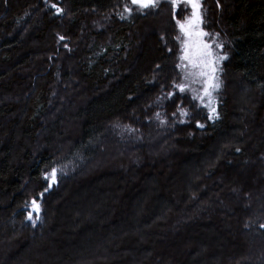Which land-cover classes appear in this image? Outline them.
<instances>
[{
  "label": "trees",
  "instance_id": "obj_1",
  "mask_svg": "<svg viewBox=\"0 0 264 264\" xmlns=\"http://www.w3.org/2000/svg\"><path fill=\"white\" fill-rule=\"evenodd\" d=\"M126 3L0 0V264H175L160 239L191 258L239 227L227 264H264V0H201L211 120L174 87L176 25Z\"/></svg>",
  "mask_w": 264,
  "mask_h": 264
},
{
  "label": "snow or ice",
  "instance_id": "obj_2",
  "mask_svg": "<svg viewBox=\"0 0 264 264\" xmlns=\"http://www.w3.org/2000/svg\"><path fill=\"white\" fill-rule=\"evenodd\" d=\"M186 2L191 4L193 12L191 18L185 19L183 21L180 19L176 20L179 31L183 35V46L181 49L182 55L179 57V59L183 62V67L185 69L184 79L191 83L202 82L203 96L201 97V100H203L204 97H207L209 99V105L205 106L210 107L212 101V92L219 89L220 87V82L217 76V66L220 61L227 59V56H217L213 51V48H222L223 45L206 42L205 38L209 37V34L202 30H197L202 23L199 12L200 4L198 0H186ZM159 3L160 0H129V3L124 5V12L128 15H131L134 9L136 11L143 12L144 10L150 8H157ZM171 3L173 8L177 7V0H171ZM51 7L56 10L57 14L62 12V9L58 8L55 3H53ZM124 18L125 16L121 14V19ZM61 39H63V37H61ZM177 39H181V37H177ZM177 67L179 68L181 65L177 64ZM189 68H191L192 71H187ZM174 87L178 88V90L183 93L187 90L188 85L181 83L174 85ZM168 95L171 97L175 95V93L170 92ZM181 114L187 115V113L183 111H181ZM156 115L159 116V113ZM208 118L210 120L216 118L215 108L210 107ZM198 126L203 127V125ZM237 151H239V149H237ZM46 178H48L47 174ZM55 180L56 169H52V183H55ZM39 212L40 206L34 199L32 201V211L28 213L27 219L32 220L33 213H36V219H39ZM33 223H35V221H33ZM261 227H264V225H261Z\"/></svg>",
  "mask_w": 264,
  "mask_h": 264
},
{
  "label": "rangeland",
  "instance_id": "obj_3",
  "mask_svg": "<svg viewBox=\"0 0 264 264\" xmlns=\"http://www.w3.org/2000/svg\"><path fill=\"white\" fill-rule=\"evenodd\" d=\"M198 2L200 4L199 12H200L201 19H202L203 18L202 17L203 16V10H202L201 0H198ZM192 12H193V9L191 7V4L187 3L186 0H177V7L176 8L172 7L171 0H160V3H159L157 8H150V9L145 10V14L148 17L155 18V19L159 18V19L156 20L159 23L156 24V23L145 22L144 24L146 26H150V27L152 26V28H155V26H156V27H158V29H160V27L162 26V22H161L162 20H163V22H166V23H169V22L171 23L172 22L171 25L172 24L176 25L177 34L174 35V33H173V35H171V38L172 39H175V38L177 39V37H181V39H177V40H178L179 45H180V47L182 49V46H183V35L179 31V28H178V26L176 24V20L180 19L181 21H183L185 19L191 18ZM152 22H153V20H152ZM203 24H204V22L202 21L200 27L197 30L198 31L202 30V31L208 33L204 29V27L202 28ZM96 28H98V27H96ZM150 31H152V30H150ZM205 40L208 43H212V42L215 41V38L206 37ZM213 51L215 52L214 48H213ZM181 55H182V52H181ZM219 55L220 54H218V56ZM180 64H181V77L180 78H182V82L183 83L188 85L187 91H190L191 94L194 95L195 99L198 102H203L206 97H204L203 100H201V97L203 96L202 82L191 83L189 81H186L184 79L185 69L183 67V62L181 60H180ZM187 71H192V69L189 68V69H187ZM75 132L76 131H74L73 133H75ZM54 155H55V157L57 156L56 153ZM65 156L66 155L63 152L60 157L63 158ZM62 158L59 159V157H58V158H55V160L56 159L61 160ZM67 165H69V164H67ZM71 165H73V164H71ZM81 165H82V167H84V166L87 167L88 164L87 165L81 164ZM81 165H78L77 168H82ZM66 167H67V171L69 172V168L70 167L69 166H65V169H66ZM223 216L225 218L226 215L225 214L224 215L223 214H219L218 215V213L213 215L214 219H217L216 221H218V220L222 221ZM230 221H231V219L228 220L227 222H230ZM240 231H241L240 227L238 229L234 228L233 229V234L229 233V232L222 233V231L216 230V229H214V230L209 229L206 232V236L212 237L213 238V243H212V246L210 245V249L211 250L209 251V249H208L209 253L206 252V255H205V253H203L202 256H200L198 254V256L194 255V257L189 258L190 254L186 253L185 251H183L184 248H185V245H186L185 243L186 242L183 243V242L179 241L178 243H176L178 245L175 244L176 246L175 245L170 246L172 243H171V239L168 238V237H166L167 239L164 238L165 240L163 238L160 239L162 241V243H160V242L158 243L159 244L158 248H165V250H164L165 253H167L169 251H170V253H171V251L176 253V260L177 261L175 262V264H227V263H230L233 260L232 259L233 256H230V254L233 251L237 253V258H239L240 256H243V255H246V253H244V251L242 250L245 240L242 239L240 236H239V239L236 238L237 232L240 234ZM82 239H87V238L85 236H83ZM167 244L170 246V248H169V246ZM192 246L194 247V249H197L196 247H198L194 243H193ZM214 249H215V254L216 255L210 257V254L214 253V252H211V251H214ZM24 251H26V250H23V252ZM196 260H197V262H196Z\"/></svg>",
  "mask_w": 264,
  "mask_h": 264
},
{
  "label": "bare ground",
  "instance_id": "obj_4",
  "mask_svg": "<svg viewBox=\"0 0 264 264\" xmlns=\"http://www.w3.org/2000/svg\"><path fill=\"white\" fill-rule=\"evenodd\" d=\"M181 79V81H182V78H180ZM196 106H201V105H196ZM208 109H210V107H208ZM71 170V169H70Z\"/></svg>",
  "mask_w": 264,
  "mask_h": 264
}]
</instances>
